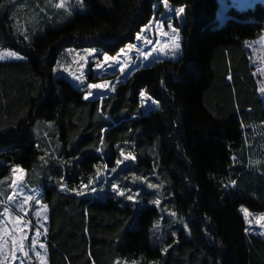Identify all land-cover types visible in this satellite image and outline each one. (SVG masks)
<instances>
[{"label":"trees","instance_id":"trees-1","mask_svg":"<svg viewBox=\"0 0 264 264\" xmlns=\"http://www.w3.org/2000/svg\"><path fill=\"white\" fill-rule=\"evenodd\" d=\"M163 1L82 0L65 19L57 0H0V48L21 57L0 61V179L18 167L42 190L48 264H264L242 213H264V149L245 150L264 108L244 48L264 4L228 6L219 23L217 0H167L185 8L180 56L103 100L53 75L66 49L116 55ZM121 152L135 159L118 165Z\"/></svg>","mask_w":264,"mask_h":264},{"label":"rangeland","instance_id":"rangeland-1","mask_svg":"<svg viewBox=\"0 0 264 264\" xmlns=\"http://www.w3.org/2000/svg\"><path fill=\"white\" fill-rule=\"evenodd\" d=\"M217 2L216 18L219 23L225 19L228 6L242 8L253 5L255 2L264 4V0H217ZM81 5L82 0H57L56 4L64 13L65 19L70 18L74 11L81 10ZM177 8L180 7L171 6L169 3L165 7L164 1L162 2V13L154 16L141 29L139 35L142 39L137 40L135 38L132 43L136 47L131 52L121 54L120 66L109 62L104 64L102 68L96 69L95 63L103 60V56L98 58L99 51L97 49L92 56H88L86 51L88 49H66L56 60L53 68L54 77L64 78L76 89L84 90L85 95L91 92L92 95L89 96L88 100H103L112 95L115 87L123 83L134 71L158 61L176 60L181 51L177 57L171 56L173 33L168 25L171 24L177 29L178 26L182 25L184 13L177 16L175 13ZM27 30L31 32V35H36L39 32L37 25H31V28L27 27ZM162 33H166V35H162ZM165 44L169 46L168 49H165V52H160L159 49L163 48ZM126 47L127 45L123 48L126 49ZM153 48H156L157 51L153 52ZM244 48L249 64L254 69L252 75L257 83V93L264 108V91H262L264 90V30L255 38L247 40ZM10 53L13 52L0 48V61L17 59L15 55H10ZM121 67H123V71H121ZM77 76L81 77L83 83L74 78ZM89 76L90 79H88ZM105 82H107L106 86L102 89L89 87L93 83L104 84ZM143 107L147 111L154 108L155 105L153 101L144 97ZM251 128L253 129L252 132L247 133L249 142L245 144L247 148L245 150L247 154L250 149L252 153L258 154L264 149L262 144L264 129L257 124ZM125 156L127 155L122 156L121 163L126 161ZM248 160L253 166L259 163L258 160L251 157ZM24 177L25 172L14 167L9 176L0 179V199L5 203V207L0 205V264H48L45 238L48 222L47 206L42 200V190L28 189L24 183ZM129 195L134 198L131 200L132 202H141L138 194ZM9 197L12 199L9 200ZM246 212L242 210L247 231L256 233L264 239V213L247 212L246 216ZM17 218H19V223H16ZM37 231L40 232L39 236L36 235ZM33 241H35V245H33Z\"/></svg>","mask_w":264,"mask_h":264},{"label":"snow or ice","instance_id":"snow-or-ice-1","mask_svg":"<svg viewBox=\"0 0 264 264\" xmlns=\"http://www.w3.org/2000/svg\"><path fill=\"white\" fill-rule=\"evenodd\" d=\"M164 3H165V7H167V0H164ZM81 6H83V5H81ZM61 7H62V5H61ZM184 12H185V8L184 7H180V8L175 9V13H176L177 16H179L180 14H182ZM168 27L172 29V33H173V37H172L173 43L171 45V53L170 54H171L172 57H177L179 55L180 51H181V41H180V36H179V29H177L175 27H172L171 24H169ZM162 35H166V33H162ZM136 39L137 40H141L142 39L141 35L137 34ZM135 47H136V45L130 43V44L127 45L126 49L125 48H121L120 52H118L116 56H109L107 53H104L103 54V60L99 61V62H96L95 63V68L96 69H100V68H102L104 66V64H107L109 62H113L115 65L120 66L121 65V61H120L121 54H126V52H131ZM168 47L169 46L167 44H165L163 46V48L159 49V51L160 52H165V49H168ZM86 51L88 52V56H92L94 53H96V49H88ZM152 51L156 52L157 49L153 48ZM165 54H168V53H165ZM10 55H15V54L14 53H10ZM17 58L19 59L21 57H17ZM145 58H147V56H145ZM82 59H85V58L82 57ZM65 71H67V69H65ZM121 71H123V67H121ZM74 78L77 79L78 81H80L81 83H83V80L81 79V77L77 76V77H74ZM106 83L107 82H105L104 84H95V83H93V84L89 85V87L92 88V89H102V88H104L106 86ZM262 91H264V90H262ZM91 95H92V93L89 92L87 95L84 96V99L88 100L89 96H91ZM140 95H141V98L145 97V93H143V92ZM101 143H103L102 139H101ZM121 155H123V152H121ZM125 159L126 160H134L135 157L132 156L131 153H129L127 156H125ZM120 163H121V161L118 160L117 164L119 165ZM232 183L235 184V181H233ZM83 187H87V185H83ZM112 187H113V191L118 196L123 197L125 195V191L119 189L117 187V185L113 184ZM148 187L152 188V187H154V185L149 184ZM77 194L78 195H83L84 193L83 192H78ZM8 199L11 200L12 197H9ZM127 199L131 201L134 198H133V196L129 195L127 197ZM156 203L158 204L159 202L157 201ZM37 215H39V213H37ZM245 215L247 216V212L245 213ZM16 223H19V218H17ZM36 235L39 236L40 232L37 231ZM33 245H35V241H33ZM41 247H43V245H41Z\"/></svg>","mask_w":264,"mask_h":264},{"label":"crops","instance_id":"crops-1","mask_svg":"<svg viewBox=\"0 0 264 264\" xmlns=\"http://www.w3.org/2000/svg\"><path fill=\"white\" fill-rule=\"evenodd\" d=\"M13 60H16V59H13ZM0 205H1V203H0ZM1 211V210H0Z\"/></svg>","mask_w":264,"mask_h":264}]
</instances>
